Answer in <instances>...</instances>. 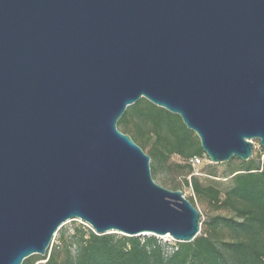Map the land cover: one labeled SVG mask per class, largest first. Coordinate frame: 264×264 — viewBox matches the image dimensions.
I'll list each match as a JSON object with an SVG mask.
<instances>
[{"label": "water", "instance_id": "95a60500", "mask_svg": "<svg viewBox=\"0 0 264 264\" xmlns=\"http://www.w3.org/2000/svg\"><path fill=\"white\" fill-rule=\"evenodd\" d=\"M141 99L211 164L264 150V0H0V264L79 220L190 243L200 213L117 129Z\"/></svg>", "mask_w": 264, "mask_h": 264}, {"label": "trees", "instance_id": "16d2710c", "mask_svg": "<svg viewBox=\"0 0 264 264\" xmlns=\"http://www.w3.org/2000/svg\"><path fill=\"white\" fill-rule=\"evenodd\" d=\"M133 121L135 140L142 150L146 147L144 139H153L149 153L153 170L166 164L172 155L179 156L187 163L185 185L188 186L186 177L190 176V187L199 199L216 210L230 212L232 217L210 218L202 223L192 242H175L170 254L154 236H98L84 226L74 228L72 233L60 229L59 244L52 247L48 257L49 250L39 260H46L43 264H264V156L247 162L239 160L226 176H231L230 188L221 193L191 176L189 161L204 153L195 134L186 129L178 116L141 99L127 107L117 126L131 134ZM187 200L193 205L191 199ZM32 257L22 264H34Z\"/></svg>", "mask_w": 264, "mask_h": 264}, {"label": "rangeland", "instance_id": "374dc122", "mask_svg": "<svg viewBox=\"0 0 264 264\" xmlns=\"http://www.w3.org/2000/svg\"><path fill=\"white\" fill-rule=\"evenodd\" d=\"M130 125L131 134L127 133V135L130 136L131 139L135 141L137 144V141L135 140V137L137 138V134L134 130V123ZM117 129L123 133V130L119 126H117ZM196 136V135H195ZM197 138V137H196ZM145 141V148L143 149V152L149 156L151 146L153 143V139H144ZM198 140V138H197ZM264 156V150L259 146L258 141H254V149H253V158L260 157L263 158ZM239 160L233 159L228 163L225 164H211L205 154H203V157L193 159L191 162L189 161V164L192 168V175L195 178L199 180V183L203 186H214L217 190H219L221 193H224L226 190L230 188V177H227L232 170L235 169V166L238 164ZM187 163L181 159L177 155H172L168 162L164 165L157 166L155 170L152 169L153 162L150 160V169H151V177L155 184L158 186L170 190V191H181L183 196L186 199H191L193 201L194 207L198 210L200 213V229L203 227L202 223L204 224L207 222L210 218L214 216H226L228 218L232 217V214L225 210H216L213 206H211L207 201L199 199V197L194 193V191L190 187V176L186 177V180L188 181V186L184 183V174L186 173L187 169L185 166ZM179 166V167H178ZM183 167V168H180ZM215 175V177H212L210 175ZM78 226H84L87 227L86 224L80 222L79 220H73V221H67L65 222L62 227L60 228L61 231H65L67 233H72L73 229ZM59 229V230H60ZM58 230V231H59ZM226 233V232H224ZM113 235L123 236L118 233H111ZM59 233L57 232L56 235L53 238L51 247L48 251V255L52 249L53 246H57L59 244L58 241ZM151 235H140L137 236L139 238L149 237ZM159 242L162 243V245L165 247V253L170 254L171 249L175 244V241L172 240L169 236L165 237H156ZM42 258V256L34 255L31 260H33L34 264H43L46 260H39Z\"/></svg>", "mask_w": 264, "mask_h": 264}, {"label": "built area", "instance_id": "2783aa9c", "mask_svg": "<svg viewBox=\"0 0 264 264\" xmlns=\"http://www.w3.org/2000/svg\"><path fill=\"white\" fill-rule=\"evenodd\" d=\"M88 228H90L88 225H87ZM91 229V228H90Z\"/></svg>", "mask_w": 264, "mask_h": 264}]
</instances>
